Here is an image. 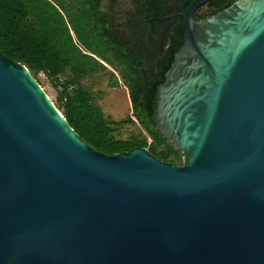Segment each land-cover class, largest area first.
<instances>
[{
	"label": "water",
	"instance_id": "obj_1",
	"mask_svg": "<svg viewBox=\"0 0 264 264\" xmlns=\"http://www.w3.org/2000/svg\"><path fill=\"white\" fill-rule=\"evenodd\" d=\"M181 15L156 130L182 153L106 154L0 51V264H264V0Z\"/></svg>",
	"mask_w": 264,
	"mask_h": 264
},
{
	"label": "trees",
	"instance_id": "obj_2",
	"mask_svg": "<svg viewBox=\"0 0 264 264\" xmlns=\"http://www.w3.org/2000/svg\"><path fill=\"white\" fill-rule=\"evenodd\" d=\"M99 1L0 0V51L25 64L35 77L43 73L54 81L60 88L57 108L98 151L112 154L147 147L163 161L182 164L181 151L156 130L153 117L157 88L185 30L181 15L160 16L182 11L193 0H146L155 10L148 6L147 13L137 7L123 13L103 11ZM233 1L209 0L194 15L205 18ZM102 70L108 72L109 87L122 83L127 88L131 114L123 119L106 116L92 91L82 85L84 78ZM126 124H137L140 130L126 139L117 138L115 133Z\"/></svg>",
	"mask_w": 264,
	"mask_h": 264
},
{
	"label": "rangeland",
	"instance_id": "obj_3",
	"mask_svg": "<svg viewBox=\"0 0 264 264\" xmlns=\"http://www.w3.org/2000/svg\"><path fill=\"white\" fill-rule=\"evenodd\" d=\"M129 5V0H120V2L116 3V6L121 10L128 9ZM202 11H204V8ZM107 67L109 70H113L120 81L117 71L109 65ZM36 79L55 105L60 106L58 102V89L60 88L55 87L54 81L47 78L43 73H38ZM108 82V72L102 70L84 78L82 85L92 91L95 102L100 105L106 116L113 120L123 119L128 114H131L127 88L122 83L117 87H109ZM59 110L61 111V109ZM139 130L140 128L137 124H126L121 126L115 135L117 138L126 139L132 133H137Z\"/></svg>",
	"mask_w": 264,
	"mask_h": 264
},
{
	"label": "flooded vegetation",
	"instance_id": "obj_4",
	"mask_svg": "<svg viewBox=\"0 0 264 264\" xmlns=\"http://www.w3.org/2000/svg\"><path fill=\"white\" fill-rule=\"evenodd\" d=\"M130 1V5H129V7H128V9H119L117 6H116V3H118V2H120V0H100L99 1V4H100V8L103 10V11H105V10H108V11H110V12H115V13H117V12H125V11H127V10H129V9H134L135 7H137L135 10H138V11H140V12H143V13H147L148 11H147V7L148 6H150V11H155L154 9H153V6L152 5H150V4H148V3H146V0H137V1H135V3L133 2V0H129ZM168 2H171V0H167ZM169 8L171 9V8H173V6H172V4L169 6ZM200 8V7H199ZM198 8V9H199ZM197 9V10H198ZM196 10V11H197ZM172 12H176V11H172ZM172 12H170V13H172ZM206 12V10H204V11H202V14H204ZM170 13H168V14H170ZM165 15H167V14H165ZM176 16V15H175ZM172 17V16H171ZM170 18V17H169ZM139 19V18H138ZM152 19V17H149V18H147V19H145V22L147 23L149 20H151ZM161 19V18H160ZM164 19H166V18H164ZM159 30V29H158Z\"/></svg>",
	"mask_w": 264,
	"mask_h": 264
},
{
	"label": "built area",
	"instance_id": "obj_5",
	"mask_svg": "<svg viewBox=\"0 0 264 264\" xmlns=\"http://www.w3.org/2000/svg\"><path fill=\"white\" fill-rule=\"evenodd\" d=\"M148 140H149V142L151 141V139H150V138H148Z\"/></svg>",
	"mask_w": 264,
	"mask_h": 264
}]
</instances>
